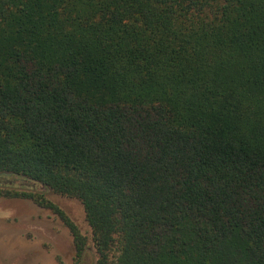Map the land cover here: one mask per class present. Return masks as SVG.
<instances>
[{
  "label": "trees",
  "instance_id": "trees-1",
  "mask_svg": "<svg viewBox=\"0 0 264 264\" xmlns=\"http://www.w3.org/2000/svg\"><path fill=\"white\" fill-rule=\"evenodd\" d=\"M3 177L95 264H264V0H0Z\"/></svg>",
  "mask_w": 264,
  "mask_h": 264
},
{
  "label": "rangeland",
  "instance_id": "rangeland-1",
  "mask_svg": "<svg viewBox=\"0 0 264 264\" xmlns=\"http://www.w3.org/2000/svg\"><path fill=\"white\" fill-rule=\"evenodd\" d=\"M6 191L43 194L86 237L89 251L81 264H95L90 229L77 200L54 194L12 177L0 178V264H73L74 246L69 229L51 210L32 200L5 196Z\"/></svg>",
  "mask_w": 264,
  "mask_h": 264
}]
</instances>
